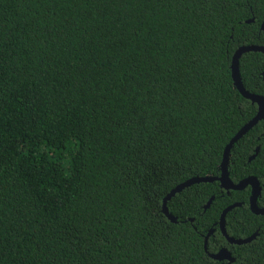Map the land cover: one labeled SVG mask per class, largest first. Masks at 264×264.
<instances>
[{
  "label": "trees",
  "instance_id": "trees-1",
  "mask_svg": "<svg viewBox=\"0 0 264 264\" xmlns=\"http://www.w3.org/2000/svg\"><path fill=\"white\" fill-rule=\"evenodd\" d=\"M263 20L264 0H0V264H221L222 248L264 264L249 187L193 184L166 202L176 223L162 212L178 184L220 175L255 116L230 66L264 46ZM238 68L264 96V54ZM227 170L264 184V120ZM234 203L227 235L257 232L242 245L219 229Z\"/></svg>",
  "mask_w": 264,
  "mask_h": 264
},
{
  "label": "water",
  "instance_id": "water-1",
  "mask_svg": "<svg viewBox=\"0 0 264 264\" xmlns=\"http://www.w3.org/2000/svg\"><path fill=\"white\" fill-rule=\"evenodd\" d=\"M251 21L252 20H249L247 22H251ZM260 29L264 31V20L260 26ZM248 52H259V53L264 54V46H258V45H251L250 44V45L240 46L239 48H237L236 51L233 53L232 59H231V66H230L231 78H232L233 85L237 89V91L245 99L249 100L252 104L256 105L257 112L251 120H249L246 124H244L238 130V132L230 139L228 144L225 146L224 151H223L222 161L220 164V175L218 177H210V176L194 177V178L186 180L185 182H183L181 184H178L177 186H175L173 189H171L166 194V196L163 198L162 212L167 217V219L172 223H176L177 220L175 217H173L172 215H170L168 213V210L166 208V202L168 200H170L175 194L182 191L184 188H187L193 184L207 183V182H213V181L219 182L220 187L227 192L229 190H242V189L249 186L251 188V193H250V197H249L250 211L256 215H264V208H258L256 206V199H257V196L260 192V184H259L258 180L255 177H248V178H245V179H243L237 183H233L229 179L228 170H227L229 152H230V149L232 148V146L234 145V143H236L244 134H246L259 121L264 120V96L252 94V93L246 91L244 89L242 82H241V79H240V73H239V68H238L239 59L241 58V56L244 53H248ZM263 75H264V73H263ZM257 151H258V147L255 149V154L257 153ZM255 154L249 158V161L254 158ZM212 199L213 198H210V200L204 206V210L209 207ZM239 205L240 204L235 203V204H232V205L228 206L227 208H225L222 211L221 216H220V220H219V227H220L222 234L225 236L226 241L230 244H236V245H242V244L248 243L256 236V234H253L252 236L245 238V239H234V238L227 236V234L225 233V229H224L225 215L228 211H230L231 209H233ZM205 249H206V244H205ZM209 257L211 259H214V260L227 259L228 263H226V264H231L234 261L230 257V253L228 251H226V249H222L219 252H217L216 254H211V255H209Z\"/></svg>",
  "mask_w": 264,
  "mask_h": 264
},
{
  "label": "flooded vegetation",
  "instance_id": "flooded-vegetation-1",
  "mask_svg": "<svg viewBox=\"0 0 264 264\" xmlns=\"http://www.w3.org/2000/svg\"><path fill=\"white\" fill-rule=\"evenodd\" d=\"M259 182V181H258ZM259 184H260V182H259ZM220 186V185H219ZM249 187V186H248ZM221 188V187H220ZM247 188V187H246ZM249 189H250V193H251V188L249 187ZM224 190V189H223ZM225 191V190H224ZM229 191H231V190H229ZM229 191L227 192V191H225L226 193H229ZM262 194H264V184L263 185H261L260 184V192H259V194H258V196H257V199L259 198V197H261V195ZM250 197V196H249ZM257 199H256V206L258 207V208H264V205H262V206H259L258 204H257ZM235 204V203H234ZM248 204H249V199H248ZM240 206V205H239ZM239 206H237V207H239ZM227 208V207H226ZM236 208V207H235ZM234 209V208H233ZM249 209H250V207H249ZM232 210V209H231ZM230 210V211H231ZM229 212V211H228ZM227 212V213H228ZM226 213V214H227ZM256 215V214H255ZM261 216H264V215H261ZM225 222V221H224ZM219 229H220V227H219ZM225 229V228H224ZM221 231V230H220ZM212 233V230L210 231V232H208V234L205 236V238H204V243L206 244L207 243V239H208V237H209V235ZM225 233H226V231H225ZM221 234H222V232H221ZM227 234V233H226ZM254 234H256L257 235V232H255ZM223 235V234H222ZM253 235V234H252ZM251 235V236H252ZM224 236V235H223ZM228 236V235H227ZM230 237V236H229ZM250 237V236H249ZM256 237V236H255ZM255 237L252 239V240H254L255 239ZM224 238H225V236H224ZM231 238H233V237H231ZM235 239V238H234ZM245 239V238H244ZM225 240H226V238H225ZM251 240V241H252ZM250 241V242H251ZM228 243V242H227ZM249 243V242H248ZM229 245H236V244H230V243H228ZM246 244V243H245ZM222 249H226V248H222ZM222 249H220V250H222ZM206 250V249H205ZM219 250V251H220ZM219 251H217V252H219ZM226 251H228L229 253H230V251L228 250V249H226ZM216 252V253H217ZM216 253H208V256L209 255H211V254H216ZM230 257L233 259V257L231 256V253H230ZM214 260V259H213ZM234 260V259H233ZM215 261H218V262H221V264H226V263H228V260L227 259H222V260H215ZM234 262V261H233ZM232 262V263H233ZM231 263V264H232Z\"/></svg>",
  "mask_w": 264,
  "mask_h": 264
}]
</instances>
